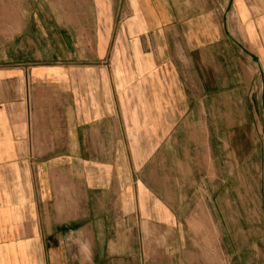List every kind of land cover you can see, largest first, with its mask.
Listing matches in <instances>:
<instances>
[{
  "label": "crops",
  "instance_id": "crops-1",
  "mask_svg": "<svg viewBox=\"0 0 264 264\" xmlns=\"http://www.w3.org/2000/svg\"><path fill=\"white\" fill-rule=\"evenodd\" d=\"M258 1L0 0V264H264Z\"/></svg>",
  "mask_w": 264,
  "mask_h": 264
},
{
  "label": "rangeland",
  "instance_id": "rangeland-1",
  "mask_svg": "<svg viewBox=\"0 0 264 264\" xmlns=\"http://www.w3.org/2000/svg\"><path fill=\"white\" fill-rule=\"evenodd\" d=\"M261 2H263L262 5H264V0H262ZM262 9H264V6L262 7ZM250 47L253 50L252 52L256 54V52L259 51L260 55L263 56L261 47H258L255 44H252ZM260 66L264 75V61H262V65L260 64ZM250 73L252 74V87L250 92L247 93V97L250 96V100L252 103V108L247 109V119L250 124H247L246 126L243 125L241 129H243L242 132L246 131L247 134L249 133L253 140H251L250 142H244L243 140L240 142H234L235 147H239V150H237V148L235 149V153H237V157L240 161L241 167L239 171L236 172L235 170V173H232V168L226 165L224 169L226 180L225 182L226 184L229 183L231 185L232 189H230L232 190V193H235L234 190H236L238 191L237 193L242 196L244 191L243 189L246 186L243 183L245 182V172L243 170L245 162L244 154H248L250 150H255V152L251 153V155L254 154V156L252 157V174L250 175L252 178L250 179V181L251 183H253L252 186H255L254 190L256 193V198L258 199V207H260L262 212L261 218H259L260 216H258V218L260 219L264 230V132L262 131L261 85L259 80V73L257 72L255 65L253 64L250 65ZM226 153H228V150H226ZM226 162H232V160L226 157ZM232 193H230V196H232Z\"/></svg>",
  "mask_w": 264,
  "mask_h": 264
},
{
  "label": "water",
  "instance_id": "water-1",
  "mask_svg": "<svg viewBox=\"0 0 264 264\" xmlns=\"http://www.w3.org/2000/svg\"><path fill=\"white\" fill-rule=\"evenodd\" d=\"M229 9V8H228ZM227 9V11H228ZM229 37L231 38V40L236 43L246 54H248L252 60H254L255 62L258 63V57L253 54L252 52H250L249 50H247L238 40H236L233 36H231L229 34ZM261 79V100H262V104L264 105V76L261 75L260 76ZM263 132H264V111H263Z\"/></svg>",
  "mask_w": 264,
  "mask_h": 264
},
{
  "label": "bare ground",
  "instance_id": "bare-ground-1",
  "mask_svg": "<svg viewBox=\"0 0 264 264\" xmlns=\"http://www.w3.org/2000/svg\"><path fill=\"white\" fill-rule=\"evenodd\" d=\"M261 67V66H260ZM261 72H262V69H261ZM263 73V72H262ZM264 76V75H263Z\"/></svg>",
  "mask_w": 264,
  "mask_h": 264
}]
</instances>
